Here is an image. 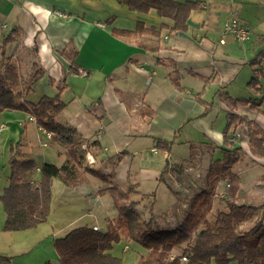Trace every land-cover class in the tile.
<instances>
[{
	"label": "crops",
	"instance_id": "crops-1",
	"mask_svg": "<svg viewBox=\"0 0 264 264\" xmlns=\"http://www.w3.org/2000/svg\"><path fill=\"white\" fill-rule=\"evenodd\" d=\"M176 1L198 4L187 16L186 30L162 31L152 38L112 33L113 29L134 31L138 23L156 28L162 23L154 12L129 11L117 0H0L3 36L11 29H17L19 35L2 52L9 62L15 60L20 73H25L23 77L31 78V90L24 99L35 103L44 95H59L65 108L56 115V121L75 129L86 159L92 161L84 162L95 166L92 168L105 177L104 181L112 184L105 188L137 190L144 181L161 178L160 165L164 162L166 167L171 162L173 147L187 153V159L178 158L169 170L179 177L188 174V179L179 184L174 204L154 215L164 229L183 221L191 201L206 186L208 166L221 157L220 148H238L237 163L249 159L235 172L240 186L234 203L264 204V183L259 180L264 174V156L251 155L247 124L230 129L227 135L235 133L239 139L224 144L229 114L246 117L264 132V76L259 77L256 89L247 85L253 76L264 75V0ZM231 21L249 31L248 39L240 42L231 34H223V27ZM241 99L261 101L256 110L238 103L231 106V100ZM7 112L8 116L17 114L24 127L22 133L33 125L53 143L29 115ZM8 137L0 139L1 148L12 143ZM27 137L17 140L22 153L18 159L34 161L31 152L24 151L30 145ZM157 140L170 141L169 151L156 148ZM94 142L99 148L88 150L87 145ZM57 155L63 162L62 149ZM251 169H257L255 176L243 181L242 174ZM88 177L84 184L67 188L76 192L77 199L95 200L99 207L103 196L97 194L100 189L94 193L86 189ZM226 185L225 181L217 184L215 194L221 197L214 196L211 214L225 207L222 195ZM102 211L101 225L94 218L81 226L105 229L106 220L114 216L107 208ZM82 215L62 225L52 222L41 227L46 221L30 230L9 233L2 230L1 222L0 256L8 258L10 264H59L53 241L63 237L67 232L61 235L62 231ZM254 221L241 223L239 229L248 228Z\"/></svg>",
	"mask_w": 264,
	"mask_h": 264
},
{
	"label": "trees",
	"instance_id": "trees-1",
	"mask_svg": "<svg viewBox=\"0 0 264 264\" xmlns=\"http://www.w3.org/2000/svg\"><path fill=\"white\" fill-rule=\"evenodd\" d=\"M129 11L139 13L154 12L162 19L159 27L138 23L134 31L112 30L123 37L151 36L157 38L162 31L167 33L186 30V19L197 3H179L176 0H117ZM19 39L18 30L11 29L2 37L1 47ZM142 46V45H141ZM155 51L154 47H150ZM3 55V52L0 53ZM7 62V59H4ZM262 72L253 76L248 87L259 85ZM31 86L23 85L19 69L11 63H4L0 69V111H20L34 118L35 124L49 133L50 141L63 150L61 165L42 163L37 165L32 159H18L22 153L20 143L9 146L8 185L0 194L5 218L4 232H20L33 229L45 223L51 210V180L58 178L66 187H77L86 181L87 176L105 180L96 169L83 164L85 150L77 141L75 129L56 121V115L65 103L58 94L42 96L37 102L24 99ZM199 100V99H198ZM261 99L231 100L258 109ZM224 130V144L227 145L228 132L238 124H247V137L251 155L264 156V132L253 121L244 116L229 114ZM171 142L157 140L155 147L169 151ZM96 142L87 149H98ZM221 157L215 159L206 171V186L191 201L182 222L173 228H160L159 217L151 215L147 221L140 219L136 201L131 194H138L134 187L127 190L110 186L97 191L100 196H108L116 208V216L106 220L103 230H94L83 225L69 230L63 237L55 238L54 250L59 264H122V258L111 253L113 246L123 242L144 250L136 264H264V204L259 206L236 205L234 201L240 186L239 176L232 167L239 161V149L220 148ZM192 147L190 148V157ZM38 176L33 177L35 169ZM35 179V180H33ZM33 182L31 183V181ZM264 183V174L260 177ZM220 181L228 184L224 194L225 207L211 215L215 189ZM151 211V207L148 208ZM255 221L246 229L240 230L243 222ZM173 260L170 253L175 249ZM127 250V249H126ZM185 258V261H182ZM0 264H10L8 258L0 256ZM47 264V263H46Z\"/></svg>",
	"mask_w": 264,
	"mask_h": 264
},
{
	"label": "rangeland",
	"instance_id": "rangeland-1",
	"mask_svg": "<svg viewBox=\"0 0 264 264\" xmlns=\"http://www.w3.org/2000/svg\"><path fill=\"white\" fill-rule=\"evenodd\" d=\"M0 36H3V31L1 30H0ZM1 45H2V40L0 41V46ZM3 50L4 48L0 47V53ZM5 58L7 59V62L4 60ZM0 63L1 65L4 63H11L14 64L19 69L15 60L13 59L9 62V58L5 57L4 54L3 55L0 54ZM0 69L3 70V65L2 67H0ZM19 74L22 84L29 85L31 78L27 79V76L23 77L25 73L21 74L20 71ZM29 74L30 73H28V76ZM6 113L8 112L5 111L4 114H0V125L1 124L6 125V128L2 132H0V139H4L6 135H9L8 137V139L10 140L9 142L15 144L18 138H20V136L24 138L25 135H28L26 140L29 141L30 145L29 146L26 145L24 147V151L31 152L32 154L31 158L34 159L37 165H41L43 162H48L50 164H54L58 166L62 163L61 158L57 155V151L61 149L59 145L50 143L46 139V136L43 133L36 131V128L33 125H28L27 126L28 131L26 130L25 133H22L24 127H22L20 125V122L17 121L18 120L17 114L13 113L12 116H8V114ZM29 119H31L30 121L34 122L33 117L30 116ZM229 139L230 138L227 137V141L231 142ZM43 143H46V146H42L41 144ZM8 147L9 144L5 149L0 147L1 149L0 150V194L2 193L3 189L8 185V177H9V168L7 166V162L9 159ZM170 153H171L170 154L171 162L165 164L166 167H163L164 162H162L160 165L162 170L161 178L157 180L156 177L144 181L141 185H139V187H137V191H139V194L130 195V200L137 202L136 209L137 212L139 213L140 219L143 221H147L151 215H159L161 213H164L169 208L170 205L174 204L178 194L176 192L180 189L179 184L182 182V180H184L185 178L188 179L189 177L188 174H184L180 177L177 174L173 175L172 173H170L169 170L170 167L174 168L172 163L174 162L178 163L179 161L178 158L180 160L182 158L184 160L187 159L188 156L187 153L181 151L180 148H176V147H173ZM85 156L86 157L84 161L86 160L87 163H92V161L86 159L87 158L86 150H85ZM175 156H177L176 159H174ZM42 157H44L45 159ZM160 161H162V159H160ZM248 163H249V159L248 157H246L242 162L237 163L232 170L234 172H237L243 169L244 164H248ZM83 164L87 165L85 162H83ZM255 171H257V169H251L248 170L247 172H244L241 176L243 181H246L247 179H249V177H254ZM88 181L89 182L86 185V189L92 190L93 193L95 192L96 189H101V188H105L106 186L112 185L110 182H105L93 176H89ZM75 193L76 192H74V190H72L71 188L65 187L58 178H53L51 180V198H52L51 210L47 218L48 221L46 222L47 224L46 223L42 224L43 226L41 227H49L53 223L57 225L58 224L62 225L67 220H73L78 216L85 214L82 215L79 221L70 225L68 228L65 229V231H62L61 233L62 235L73 228L81 226V224L85 222L89 221L88 223H91V221H93L94 218L96 219V223L101 225L102 224L101 216L103 215L102 208H107V210H109L113 214V216H116V208L108 196H103L101 200H98L100 201L99 207H96L97 205L96 203H98L97 201L77 199ZM102 203H105L104 207ZM150 207H151V211L148 210V208ZM92 210H95V212ZM4 218H5V214L3 212L2 205L0 202V223L3 222ZM209 219L210 220L212 219V214L209 215ZM125 246L126 243L123 242L117 243L113 246L111 253L115 256L121 257L122 264H136L140 256L144 253V250L138 245H134V246L128 245V250H124ZM178 252L179 249L177 248L172 253L176 254Z\"/></svg>",
	"mask_w": 264,
	"mask_h": 264
},
{
	"label": "built area",
	"instance_id": "built-area-1",
	"mask_svg": "<svg viewBox=\"0 0 264 264\" xmlns=\"http://www.w3.org/2000/svg\"><path fill=\"white\" fill-rule=\"evenodd\" d=\"M55 14L58 16H62V17L66 16L60 12H55ZM223 34L224 35L231 34L237 41H240V42L245 41L249 37V31L245 27L239 26L236 21H231L230 23L226 24L223 27ZM78 74L86 75V72L85 71H78ZM5 128H6V125L1 124L0 125V132H2ZM50 136L51 135L49 133H47V137L49 138ZM229 138H230L229 140L231 142H233V141H236L237 139H239V136L235 133H232V135ZM35 171L39 172V169L37 168ZM33 180H35V179H33ZM33 180L31 181V183L33 182ZM226 187H228V184L226 185ZM217 196H221V195L215 194V197H217ZM157 223H158V221H157ZM159 227H160V225H159ZM93 229L97 230L98 228L93 227ZM126 249H127V247L125 246L124 250H126ZM174 258H175V254L170 253L168 259L173 260ZM182 261H185V258H182Z\"/></svg>",
	"mask_w": 264,
	"mask_h": 264
}]
</instances>
